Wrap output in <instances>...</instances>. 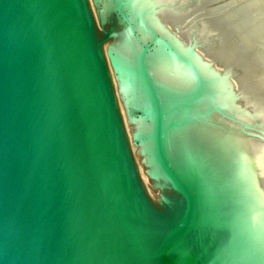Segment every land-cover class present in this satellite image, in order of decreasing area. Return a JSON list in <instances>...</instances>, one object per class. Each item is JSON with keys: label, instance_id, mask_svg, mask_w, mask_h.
<instances>
[{"label": "water", "instance_id": "95a60500", "mask_svg": "<svg viewBox=\"0 0 264 264\" xmlns=\"http://www.w3.org/2000/svg\"><path fill=\"white\" fill-rule=\"evenodd\" d=\"M207 6L0 0V264H264V101Z\"/></svg>", "mask_w": 264, "mask_h": 264}, {"label": "bare ground", "instance_id": "6f19581e", "mask_svg": "<svg viewBox=\"0 0 264 264\" xmlns=\"http://www.w3.org/2000/svg\"><path fill=\"white\" fill-rule=\"evenodd\" d=\"M206 2L208 6L204 19L211 21L223 37L221 45L228 52L227 59L238 61L244 69L245 74L239 85L241 90L245 94L252 91L256 94L255 98L264 101V0ZM141 175L151 195L156 197V190H151L152 186L145 174Z\"/></svg>", "mask_w": 264, "mask_h": 264}, {"label": "rangeland", "instance_id": "374dc122", "mask_svg": "<svg viewBox=\"0 0 264 264\" xmlns=\"http://www.w3.org/2000/svg\"><path fill=\"white\" fill-rule=\"evenodd\" d=\"M94 1H95V0H89V3H90V5H91V8H92L93 12H94V9H93V7H94ZM96 23H97V22H96ZM97 34H98V39H100L99 31H98V27H97ZM102 48H103V45H102ZM103 51H104V53H105L104 48H103ZM105 55H106V53H105ZM106 57H107V56H106ZM107 60H108V58H107ZM108 62H109V61H108ZM109 68H110V64H109ZM110 71H111V68H110ZM111 78H112V81H113L112 72H111ZM113 85H114V81H113ZM114 89H115V85H114ZM115 93H116V89H115ZM116 97H117V95H116ZM123 125H124L125 131H126V135H127V138H128L127 127H126V125H125L124 123H123ZM129 143H130V142H129ZM130 146H131V149H132V151H133V154H134V157H135V160H136L137 166L139 167L140 174L143 173V175H144V171H142L143 168H142V166H141V164H140V161H139L138 157H137V156L135 155V153H134V149L136 148V145L130 143ZM141 171H142V172H141ZM141 177H142V175H141ZM146 186H147V185H146ZM151 190H155V189L152 187ZM156 193H158V194H156V195H157L156 198L159 199V198H160V197H159V196H160V195H159L160 193L157 192V191H156Z\"/></svg>", "mask_w": 264, "mask_h": 264}]
</instances>
